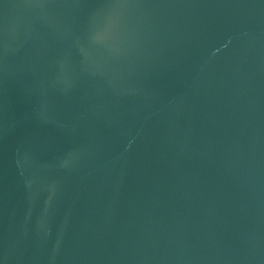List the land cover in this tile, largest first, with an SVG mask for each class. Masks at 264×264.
<instances>
[{
  "label": "water",
  "instance_id": "95a60500",
  "mask_svg": "<svg viewBox=\"0 0 264 264\" xmlns=\"http://www.w3.org/2000/svg\"><path fill=\"white\" fill-rule=\"evenodd\" d=\"M0 264H264V0H0Z\"/></svg>",
  "mask_w": 264,
  "mask_h": 264
}]
</instances>
